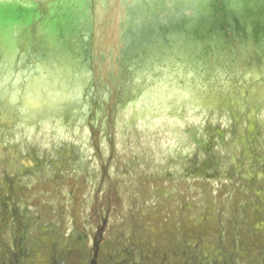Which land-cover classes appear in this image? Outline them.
Returning a JSON list of instances; mask_svg holds the SVG:
<instances>
[{
	"label": "water",
	"instance_id": "95a60500",
	"mask_svg": "<svg viewBox=\"0 0 264 264\" xmlns=\"http://www.w3.org/2000/svg\"><path fill=\"white\" fill-rule=\"evenodd\" d=\"M103 221L260 237L264 0H0V235Z\"/></svg>",
	"mask_w": 264,
	"mask_h": 264
},
{
	"label": "flooded vegetation",
	"instance_id": "af4514ba",
	"mask_svg": "<svg viewBox=\"0 0 264 264\" xmlns=\"http://www.w3.org/2000/svg\"><path fill=\"white\" fill-rule=\"evenodd\" d=\"M102 224L91 236L89 232L67 242L40 232L29 251L24 237L0 235V264H221L216 246L201 239L150 238L135 232L119 236L105 221ZM254 232L260 237L237 244L238 253L233 249L226 264H264V228Z\"/></svg>",
	"mask_w": 264,
	"mask_h": 264
}]
</instances>
